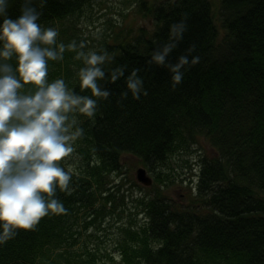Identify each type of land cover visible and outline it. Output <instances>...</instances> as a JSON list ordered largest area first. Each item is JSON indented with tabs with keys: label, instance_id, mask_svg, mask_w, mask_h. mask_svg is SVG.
Returning <instances> with one entry per match:
<instances>
[{
	"label": "trees",
	"instance_id": "1",
	"mask_svg": "<svg viewBox=\"0 0 264 264\" xmlns=\"http://www.w3.org/2000/svg\"><path fill=\"white\" fill-rule=\"evenodd\" d=\"M94 1L33 0L31 6L41 13L42 27L56 28ZM137 1L138 12L150 20V33L140 29L133 38L111 37L95 49L109 56L99 65L105 77L98 84L110 95L98 99L94 117H78L84 130L78 165L60 162L66 171L71 168V191L56 192L67 213L43 217L34 231L18 230L0 244V264H94L93 252L74 253L79 243L81 250L88 244L81 243L85 232L76 224L99 226L109 209L94 200L100 196L108 204L112 185L121 188L123 198L128 188L123 156L138 158L155 182L162 181L167 159L198 135L215 154L199 158L189 205L177 207L158 192L143 196V222L120 227L119 264H264V0H220L230 36L219 44H214L210 0ZM22 4L9 0L8 15L15 19ZM181 24L178 38L172 27ZM166 46L172 47L164 64L152 62ZM182 55L189 65L181 69L183 81L174 85L170 69ZM196 56L200 62L191 65ZM75 57L68 49L62 60L49 61L48 80L63 79L77 95L91 96L78 77L87 65ZM8 63L15 67V58ZM117 69L124 75L113 82ZM134 69L148 94L122 98ZM28 91H34L31 85L22 89Z\"/></svg>",
	"mask_w": 264,
	"mask_h": 264
},
{
	"label": "clouds",
	"instance_id": "2",
	"mask_svg": "<svg viewBox=\"0 0 264 264\" xmlns=\"http://www.w3.org/2000/svg\"><path fill=\"white\" fill-rule=\"evenodd\" d=\"M31 5L33 0H23L20 14L13 19L8 15L9 0H0V244L15 238L18 230L34 231L49 214L67 213L56 192L71 191V168L66 171L60 162L72 156L74 142L84 135L78 117H94L98 99L110 95L98 84L105 77L99 65L109 60L107 51L97 54L93 49L85 54L77 50L76 41L58 44V31L42 27L38 23L41 13ZM183 30V24L174 25L171 34L182 38ZM79 47L86 44L80 42ZM171 47L154 54L152 62L163 65ZM68 49L87 65L78 77L80 87L91 96L77 95L63 79L48 80V62L62 60ZM13 57L15 67L8 63ZM199 62L196 56L191 65ZM186 65L188 57L182 55L171 67L174 85L183 81L181 69ZM138 71L128 76L122 98L129 93L140 98L143 80L137 77ZM123 75L117 69L110 79L115 82ZM25 85L34 91L22 92Z\"/></svg>",
	"mask_w": 264,
	"mask_h": 264
},
{
	"label": "rangeland",
	"instance_id": "3",
	"mask_svg": "<svg viewBox=\"0 0 264 264\" xmlns=\"http://www.w3.org/2000/svg\"><path fill=\"white\" fill-rule=\"evenodd\" d=\"M137 2V0H95L80 15L69 17L57 24L55 29L59 33L58 44L76 41L77 50H83L87 54L89 51L98 48L102 41H109L111 37L133 38L140 34V29L143 34L150 33L152 29L150 20L138 12ZM210 2L214 18L218 22L220 0H210ZM80 42L85 43L86 47L81 49L79 47ZM73 147L75 152L72 156L61 161L64 166L73 168L79 163L76 158L81 157L82 159L79 140L74 142ZM214 154L207 141L198 135L194 143L182 148L167 159L162 169L168 176L167 178L162 177V181L156 182L153 172L144 167L138 158L123 156V177L128 183V188L123 191V198L119 192L121 188L117 190L112 185L114 193L111 194V200L108 204L102 202L100 196L94 200L96 201L95 205L104 203L106 205L104 209H109V212L104 213L98 227L96 222L95 226H89L85 229L83 227L85 220L78 221L76 228L85 232V236L80 237V241L83 243L87 240L88 244L84 250H81L79 243L78 252L74 253L84 256L86 251L93 252L91 254L94 257L91 254L89 256L95 261L94 264H116L119 260L116 247L122 236V226L133 225V223L139 226L144 220L141 198L158 192L177 207L188 206L194 195L192 179L196 176L195 170L199 158L202 156L211 157ZM72 161L76 163L73 166L70 165ZM138 168L146 170L152 178V185L145 187L136 181L135 172ZM108 186L112 188L111 184ZM77 260L78 257L74 256L73 262L75 263Z\"/></svg>",
	"mask_w": 264,
	"mask_h": 264
},
{
	"label": "bare ground",
	"instance_id": "4",
	"mask_svg": "<svg viewBox=\"0 0 264 264\" xmlns=\"http://www.w3.org/2000/svg\"><path fill=\"white\" fill-rule=\"evenodd\" d=\"M212 8V6H211ZM213 12V10H212ZM214 18V15H213ZM218 22H216L215 18L211 21L213 28H214V32H215V40H214V44H219L221 43V41L223 40V38L227 35L230 36V32H228L227 26L225 24L226 22V17L225 14L221 11V9H219L218 11V18H217Z\"/></svg>",
	"mask_w": 264,
	"mask_h": 264
},
{
	"label": "water",
	"instance_id": "5",
	"mask_svg": "<svg viewBox=\"0 0 264 264\" xmlns=\"http://www.w3.org/2000/svg\"><path fill=\"white\" fill-rule=\"evenodd\" d=\"M135 178L138 182L142 183L144 186H149L152 183L151 178L148 176L144 168L136 169Z\"/></svg>",
	"mask_w": 264,
	"mask_h": 264
}]
</instances>
